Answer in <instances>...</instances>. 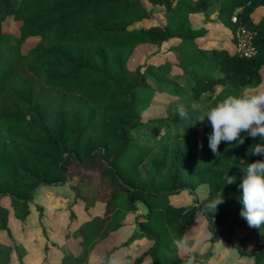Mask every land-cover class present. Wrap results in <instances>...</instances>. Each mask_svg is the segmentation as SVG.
Wrapping results in <instances>:
<instances>
[{
	"label": "trees",
	"instance_id": "obj_1",
	"mask_svg": "<svg viewBox=\"0 0 264 264\" xmlns=\"http://www.w3.org/2000/svg\"><path fill=\"white\" fill-rule=\"evenodd\" d=\"M148 3L166 8V25L130 29L150 18V11L139 1L21 0L14 6L11 0H0V200L8 196L16 217L25 222L40 184L69 187L88 218L74 233L82 240L84 252L64 257L62 264H86L90 250L118 232L139 211L140 203L146 213L138 220V229L152 245L135 264H143L146 258L152 264H188L171 251L173 238L187 233L199 209L223 229L212 232V242L231 238L234 217L243 206L242 168L264 160V155L251 154L252 146L264 140L247 133H242V145L222 142L220 154H214L207 121L199 146L174 143L178 136H171L172 129H183L184 135L198 131L197 115L189 108V118L181 119L178 113L170 118L171 128L162 140L148 135L144 142L142 112L155 87L170 88L172 66L164 62L132 69L129 65L135 48L176 40L174 49L181 67L189 70L193 100L205 97L211 106L225 95L256 89L263 84L264 18L255 22L253 14L264 7V0ZM214 14L233 33L250 31L255 54L247 57L198 46L196 40L204 30H195L191 17L210 19ZM9 16L21 24L18 37L4 32ZM30 38L40 41L24 53ZM146 165L152 167L148 182L143 178ZM226 174L236 176V183L225 186ZM196 183L207 186L208 200L223 189L225 202L215 213L205 212L207 200L198 209L171 202L173 195ZM98 204L101 212L94 214ZM70 216L76 214L71 211ZM8 221L9 211L0 201V229L10 235ZM239 223L248 225L246 220ZM250 230L260 235L264 226ZM12 254L9 248L8 259ZM242 254L251 255L254 264H264V242L257 252ZM18 260L23 263L21 257ZM191 264L197 263L191 260Z\"/></svg>",
	"mask_w": 264,
	"mask_h": 264
},
{
	"label": "rangeland",
	"instance_id": "obj_2",
	"mask_svg": "<svg viewBox=\"0 0 264 264\" xmlns=\"http://www.w3.org/2000/svg\"><path fill=\"white\" fill-rule=\"evenodd\" d=\"M11 1L14 6H17L21 0ZM131 1H139L143 4L150 11V18L135 23L130 29L163 26L168 23V15L164 6H153L148 3V0ZM263 18L264 7H261L253 14V20L260 22ZM191 20L195 30H204L196 40L202 49H225L230 53L239 51L238 31L233 33L225 27L218 21L216 14L210 19L204 15H193ZM20 26L18 21L9 16L4 21L3 29L12 37H18ZM39 41V38L28 39L23 46V52L26 53L33 49ZM177 43L178 41L172 40L161 46L142 45L135 48L130 57L129 65L132 69L144 64L160 65L164 62H168L172 66V71L168 76L170 88L155 87L149 104L142 112V122L146 124L142 131L147 136L143 140L144 142L148 139V135L155 136L157 141L166 136L168 128H171L170 118L177 113L178 105H185L196 115L198 112L193 111L191 107L193 103L207 106L205 97L201 101L193 100L186 75L189 70L181 67L178 54L174 49ZM262 76L263 84L256 89H264V68ZM175 90H180L184 95L180 96ZM157 122L160 124L155 125L154 123ZM203 130L204 126L201 123L195 135H184L183 129L179 131L172 129L171 136H178L172 141L174 143L181 142L189 148L199 146L202 142ZM151 169L150 165H146L143 169L145 182L149 180ZM207 197L208 188L205 184L196 183L194 186L188 184L178 194L171 197V202L180 208L198 209ZM0 201L2 206L9 211L8 229L10 230L9 235L8 231L0 229V262L3 264H21L18 260L19 257H21L22 264H62L64 257L68 255L77 257L84 252L82 240L74 233L88 217L83 205L74 202L73 194L66 184H40L34 190V200L30 205L31 213L25 222L16 217L8 196H1ZM139 207V211L130 215L118 232L112 233L109 238L90 250L86 264H96L98 258L109 252L120 253L135 264L137 259L147 252L152 242L142 236L137 225L138 220L144 217L146 208L141 203ZM101 209L102 204H98L93 213L100 214ZM71 211L76 214L75 218L70 216ZM234 219L236 223L233 224L232 237L212 242V232L219 233L223 229L216 226L199 209L195 214V221L187 229V234L192 237L193 241L199 242L195 243V247L187 252H178L174 246L171 251L178 258L192 260L197 264H254L255 259L251 255L242 254V251L257 252L264 242V232L256 235L248 225H240L239 222L245 220L240 214L236 215ZM15 244L17 247H14ZM9 248H13L11 259L7 257ZM143 264H152V261L150 258H146Z\"/></svg>",
	"mask_w": 264,
	"mask_h": 264
},
{
	"label": "clouds",
	"instance_id": "obj_3",
	"mask_svg": "<svg viewBox=\"0 0 264 264\" xmlns=\"http://www.w3.org/2000/svg\"><path fill=\"white\" fill-rule=\"evenodd\" d=\"M191 107L193 111L198 112L195 123L203 124L207 121L210 125L212 131L208 138L209 148L217 156L220 154L219 146L222 142L229 144L238 142L242 145L245 142L242 133L264 140V89L228 94L207 107L196 103H193ZM176 112L181 119L189 118L188 110L183 104L177 106ZM251 154L264 155V144L253 145ZM242 171L239 188L242 190L240 199L243 206L240 215L249 227L259 229L264 226V160L247 164ZM224 180L225 186L232 185L236 183L237 177L226 174ZM204 200H207L204 206L205 212L215 213L218 206L225 202L223 189L213 199L205 198ZM197 242L199 241L194 242L187 233L178 239L173 238L172 241L178 252L190 251ZM96 264H133V262L120 253H113L98 258ZM188 264H191V260Z\"/></svg>",
	"mask_w": 264,
	"mask_h": 264
},
{
	"label": "built area",
	"instance_id": "obj_4",
	"mask_svg": "<svg viewBox=\"0 0 264 264\" xmlns=\"http://www.w3.org/2000/svg\"><path fill=\"white\" fill-rule=\"evenodd\" d=\"M234 21L237 22V17H234ZM239 53L250 57L255 54V47L252 44V33L246 29H240L237 32Z\"/></svg>",
	"mask_w": 264,
	"mask_h": 264
}]
</instances>
